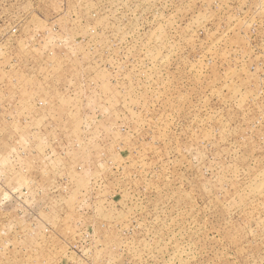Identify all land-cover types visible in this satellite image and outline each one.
<instances>
[{"label":"rangeland","instance_id":"obj_1","mask_svg":"<svg viewBox=\"0 0 264 264\" xmlns=\"http://www.w3.org/2000/svg\"><path fill=\"white\" fill-rule=\"evenodd\" d=\"M0 264H264V0H0Z\"/></svg>","mask_w":264,"mask_h":264}]
</instances>
